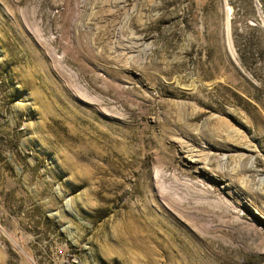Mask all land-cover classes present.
Masks as SVG:
<instances>
[{
  "label": "rangeland",
  "instance_id": "374dc122",
  "mask_svg": "<svg viewBox=\"0 0 264 264\" xmlns=\"http://www.w3.org/2000/svg\"><path fill=\"white\" fill-rule=\"evenodd\" d=\"M0 264H264V0H0Z\"/></svg>",
  "mask_w": 264,
  "mask_h": 264
},
{
  "label": "trees",
  "instance_id": "16d2710c",
  "mask_svg": "<svg viewBox=\"0 0 264 264\" xmlns=\"http://www.w3.org/2000/svg\"><path fill=\"white\" fill-rule=\"evenodd\" d=\"M250 53H251V54H254V53H255V51H251Z\"/></svg>",
  "mask_w": 264,
  "mask_h": 264
}]
</instances>
